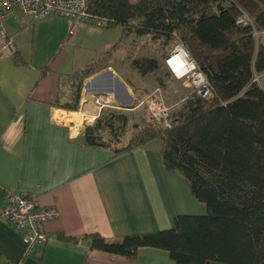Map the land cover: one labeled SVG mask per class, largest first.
I'll return each instance as SVG.
<instances>
[{"label":"trees","instance_id":"trees-1","mask_svg":"<svg viewBox=\"0 0 264 264\" xmlns=\"http://www.w3.org/2000/svg\"><path fill=\"white\" fill-rule=\"evenodd\" d=\"M241 10L251 25L236 23ZM89 11L108 18L109 28L122 26L121 38L132 29L161 40L162 49L169 46L167 55L179 40L214 89L208 99L190 90L171 113L177 125L164 129L145 124L124 146L117 143L115 131L113 140L97 131L102 119L112 129L115 114H103L85 127L84 141L110 147L114 157L160 139L164 168L185 177L205 210L177 214L171 228L127 234L116 241L88 233L89 247L129 259L140 247H156L167 250L177 264H264V88L254 80L264 73V0H90ZM118 46L113 43L69 74L70 101L55 105L76 111L83 81L112 66ZM165 58L126 56L130 69L140 75L162 69L172 75ZM48 71V64L41 68L35 86ZM140 98L135 96V106Z\"/></svg>","mask_w":264,"mask_h":264},{"label":"crops","instance_id":"crops-1","mask_svg":"<svg viewBox=\"0 0 264 264\" xmlns=\"http://www.w3.org/2000/svg\"><path fill=\"white\" fill-rule=\"evenodd\" d=\"M51 24L57 25L58 44L70 38L67 43L75 48L81 40L83 50L96 54L95 59L113 45L109 39L80 38L93 30L87 22L68 36V21L61 16L31 20L16 9L6 18L15 50L9 52L0 44V211L5 207V192L23 191L35 195L42 207L55 208L57 216L43 224L47 240L29 255L24 254V231L14 230L7 220L0 219V264H177L167 250L156 247H140L133 259L89 247L88 233L116 241L127 234L171 228L174 216L201 214L204 206L179 171L164 168L160 139L116 157L110 147L84 141L86 126L103 114H117L120 108L110 104L111 98L115 101L113 91L85 88L99 73L83 81L76 111L55 105L70 101L67 76L95 59L78 68L71 51L59 47L51 55ZM15 56L26 63L17 64ZM47 64L48 73L35 86ZM111 64L107 69L113 78L119 76ZM117 78L132 99L130 109H134L132 89L122 77ZM98 93L105 99L101 107L95 101ZM75 113L83 116L82 125H87L68 118ZM104 128L102 119L98 133L113 140L110 129L111 138L100 133Z\"/></svg>","mask_w":264,"mask_h":264},{"label":"built area","instance_id":"built-area-1","mask_svg":"<svg viewBox=\"0 0 264 264\" xmlns=\"http://www.w3.org/2000/svg\"><path fill=\"white\" fill-rule=\"evenodd\" d=\"M89 2L90 0H0V44L9 52L15 50L12 38L7 33L5 20L16 9L31 20L50 15L64 17L68 21V36H72L82 22L108 27L109 19L91 13ZM236 23L251 25L252 21L247 13L241 10ZM165 63L175 79L182 80L201 98L208 99L214 95L211 83L179 40L174 41ZM257 78L255 75L254 80ZM145 100L161 128L168 129L179 123L177 118L171 116V107L164 102L161 88L151 90ZM95 101L101 107L105 102L104 96L96 95ZM110 104L113 105V102ZM56 216L55 208L42 207L33 194L23 191L5 192V207L0 211V219L7 220L14 230L24 231L25 255H29L38 244L46 242L47 234L43 224Z\"/></svg>","mask_w":264,"mask_h":264},{"label":"rangeland","instance_id":"rangeland-1","mask_svg":"<svg viewBox=\"0 0 264 264\" xmlns=\"http://www.w3.org/2000/svg\"><path fill=\"white\" fill-rule=\"evenodd\" d=\"M92 29L93 30L87 35H79L80 38L84 39L85 37L87 39L91 36V40L97 39L98 41H100L102 38V40L104 41L106 39H109L112 44L115 42H119V46L113 51L111 58L113 65L119 71V76L116 77H122L123 79L128 81L127 85L129 86L130 84L129 87L133 89L132 92L134 94V97L141 96L137 106L134 105V109H116L117 114L114 115L115 117L114 121L112 122V129L110 127H107L100 131L103 137L106 138L112 137L109 129H111L112 132L115 131V135L118 138L117 143L124 146L130 141V138L133 136V134L137 130L144 127L145 124H151L157 128L160 127L159 122L152 116V113L148 108V102L145 100V96L151 90L156 87L161 88L164 102L171 107V112H175L174 110H177L185 102L188 93L192 89L187 86L182 80H177L173 77V75L167 74L165 69H162L157 73H147L145 75H140L136 71L130 69L128 65V59H126V56L128 54H130L132 59H140L144 56H153L162 62L164 58L167 57L166 55L169 46L165 49H162L161 40L153 39L149 34L137 35L132 29L128 33H125L124 37L121 38L120 36L122 34V26L120 25L115 27L114 29L95 27L92 25ZM59 37L60 36H58L57 25L51 24V55L59 47L60 49L64 48L68 52L71 51L74 66L78 68L81 67V63H86L89 60L95 59L93 57H96V54H93V52H88L89 50H83L80 44L81 40L77 41V47L74 48L67 43L70 38H63L62 41L64 42V44H58ZM90 43L93 42L91 41ZM257 76L258 78L256 81L262 87H264V73L258 74ZM122 78L120 79L122 80ZM111 101L113 102L114 106L118 107L119 103L114 101L112 98ZM68 118L76 120L75 124H83V116L78 113L71 114L70 116H68ZM85 125H87V123H84V126ZM76 129L77 127L74 126L73 132H76ZM194 200L196 199L194 198ZM204 211L205 210H203L201 213H204Z\"/></svg>","mask_w":264,"mask_h":264},{"label":"water","instance_id":"water-1","mask_svg":"<svg viewBox=\"0 0 264 264\" xmlns=\"http://www.w3.org/2000/svg\"><path fill=\"white\" fill-rule=\"evenodd\" d=\"M100 76L105 77L106 79L100 80L99 83H94L92 87L96 88L98 91H113L114 99L119 103L118 108L120 109H130L132 105V99L128 95L127 90L121 84L120 80L117 77L112 76L110 70H105L99 74H97L94 78H99ZM109 80V81H108ZM90 88V87H85ZM124 94L126 96H124Z\"/></svg>","mask_w":264,"mask_h":264},{"label":"bare ground","instance_id":"bare-ground-1","mask_svg":"<svg viewBox=\"0 0 264 264\" xmlns=\"http://www.w3.org/2000/svg\"><path fill=\"white\" fill-rule=\"evenodd\" d=\"M106 79L103 76H100L99 78H93L92 80H90L87 84L86 87H91L94 83H99L100 80ZM116 100V99H115Z\"/></svg>","mask_w":264,"mask_h":264}]
</instances>
